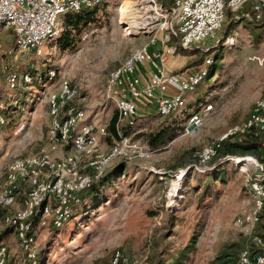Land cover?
I'll use <instances>...</instances> for the list:
<instances>
[{"label":"rangeland","instance_id":"obj_1","mask_svg":"<svg viewBox=\"0 0 264 264\" xmlns=\"http://www.w3.org/2000/svg\"><path fill=\"white\" fill-rule=\"evenodd\" d=\"M152 7L146 0L100 3L89 8L92 16L67 37L65 18L76 12H65L58 18V33L44 42L40 54L9 53L12 35L0 32V114L8 118L0 132V184L14 157L45 145L48 95L62 77L76 86L74 103L87 111V121L106 126L96 151L84 159L83 169L90 172V158L105 152L115 137L108 129L117 115L106 90L108 75L132 49L149 42L148 30L159 22ZM242 8L224 17L213 38L173 54L188 56L173 71L195 70L210 58L209 75L167 116H159L150 100L139 102L134 125L128 127L124 120L122 126L133 140L149 146L148 155L115 160L79 195L61 227L39 230L35 264H112L117 250L124 256L119 264L238 263L239 252L258 231L257 226L246 231L233 225L251 207L244 175L220 156L201 172L186 166L196 162L204 145L245 119L264 93V18L256 19L251 12L247 16ZM130 17L137 21L131 24ZM164 33L157 31L158 38ZM12 71L28 73L31 81L7 87ZM204 103L213 109L199 127L186 132L190 114ZM11 211L0 207V228ZM0 241L8 245L11 260L29 264L14 234L1 231Z\"/></svg>","mask_w":264,"mask_h":264},{"label":"built area","instance_id":"obj_2","mask_svg":"<svg viewBox=\"0 0 264 264\" xmlns=\"http://www.w3.org/2000/svg\"><path fill=\"white\" fill-rule=\"evenodd\" d=\"M109 0H0V32L9 31L13 47L9 53L40 54L44 42L58 33V18L65 12H79ZM154 19L159 21L148 30V43L132 49L114 67L107 79L106 90L117 109V137L105 152H97L88 161L90 172L83 169L85 157L96 151L106 126L87 121L84 108L74 103L78 91L67 78H60L58 88L48 95L49 123L46 143L35 153L14 157L7 165L0 184V207L12 209L3 218L1 231L14 234L24 261L36 262L38 231L61 227L79 201V195L100 178L115 160L131 161L148 155L149 146L140 144L121 133L124 120L133 124L137 105L142 99L154 104L159 116L175 112L184 102V94L193 91L208 73L211 59L195 70L169 71L166 66L177 48L189 49L213 38L224 20V10L236 11L250 5L253 16L262 18L264 0H172L170 5L146 0ZM248 13H246L247 16ZM157 31H165L159 39ZM174 38V44H166ZM162 47L153 49L156 43ZM165 43V44H164ZM2 53H0L1 55ZM264 59V54H263ZM147 73L143 83L142 74ZM55 71L51 72L54 76ZM29 83L28 73L7 74L6 84L15 88L18 82ZM213 109L204 103L190 114L186 132L202 124L203 117ZM6 124L0 114V132ZM188 126H192L188 129ZM255 131L260 136V157L254 155H225L219 160L232 163L245 177L251 207L236 216L233 225L251 231L261 220L264 211V93L254 102L250 114L231 125L218 138L204 145L196 162L186 169L201 172L218 155L225 140L241 139ZM203 171V170H202ZM183 173V171L181 172ZM181 175V174H180ZM11 260L8 245L0 241V264H18ZM124 260L120 250L112 254V264ZM238 264H264V242L254 235L238 255Z\"/></svg>","mask_w":264,"mask_h":264},{"label":"trees","instance_id":"obj_3","mask_svg":"<svg viewBox=\"0 0 264 264\" xmlns=\"http://www.w3.org/2000/svg\"><path fill=\"white\" fill-rule=\"evenodd\" d=\"M242 9H244L245 11L251 12L253 14V11L250 8V5L246 4ZM231 10L229 9H225L224 10V17L225 16H230V14L232 15V13H230ZM241 11V10H240ZM94 10L91 9H87V8H83L81 11L76 12L74 15H67L65 20L67 22V26L69 27V31L66 30V32L63 33V35L65 34V37H67V35H70V33H72V31H74V29L78 30L79 26L82 22L87 21L93 14ZM262 18H264V14L262 16ZM175 39L174 38H170V44H174ZM180 50L182 53H184L185 51H183V49L181 48H177L176 52ZM209 75V72L207 73V75L205 77H207ZM54 76H49V78H53ZM6 123L8 122V118L7 115L4 114ZM116 122H117V115H113L112 118L110 119V122L108 124V129L115 135V137H117V129H116ZM123 124H121L120 126V131L127 135L124 132V127L122 126ZM126 125L128 127H132L134 125L127 123ZM260 145H261V140H260V136L258 134L255 133V131H251L250 133H247L244 137H242L241 139H236V140H225L221 147L219 148L218 151V155L220 156V158H222L225 155H237V156H243V155H254L256 157H260ZM216 156V157H217ZM214 159V158H213ZM212 162V161H211ZM210 162V163H211ZM193 163V162H192ZM190 163V164H192ZM188 164V165H190ZM190 168H188L187 170H189ZM93 185V184H92ZM90 193H93V188L91 187L90 189ZM257 234L260 237H262L263 242H264V211L261 214V220L259 221L258 225H257ZM3 232V231H2ZM38 254V253H37ZM37 258V256H36ZM238 261V259H237ZM28 262V261H27ZM159 261H157L155 264H157ZM29 264H31L30 262H28ZM36 263V262H35ZM34 263V264H35ZM238 264V263H237Z\"/></svg>","mask_w":264,"mask_h":264},{"label":"crops","instance_id":"obj_4","mask_svg":"<svg viewBox=\"0 0 264 264\" xmlns=\"http://www.w3.org/2000/svg\"><path fill=\"white\" fill-rule=\"evenodd\" d=\"M160 35V34H159ZM159 43L157 44V46H152L153 49H157L159 48ZM188 56L187 55H180V54H175L172 55L171 58L169 59L168 63H167V69L169 71H173L175 70L177 67L183 65L186 61H187ZM147 79V73L145 72L144 74H142V82L144 83Z\"/></svg>","mask_w":264,"mask_h":264},{"label":"bare ground","instance_id":"obj_5","mask_svg":"<svg viewBox=\"0 0 264 264\" xmlns=\"http://www.w3.org/2000/svg\"><path fill=\"white\" fill-rule=\"evenodd\" d=\"M131 18V24H133V22L132 21H137V20H135L133 17H130Z\"/></svg>","mask_w":264,"mask_h":264},{"label":"water","instance_id":"obj_6","mask_svg":"<svg viewBox=\"0 0 264 264\" xmlns=\"http://www.w3.org/2000/svg\"><path fill=\"white\" fill-rule=\"evenodd\" d=\"M192 126H188V129H191Z\"/></svg>","mask_w":264,"mask_h":264}]
</instances>
